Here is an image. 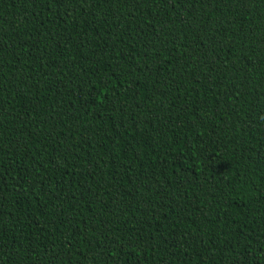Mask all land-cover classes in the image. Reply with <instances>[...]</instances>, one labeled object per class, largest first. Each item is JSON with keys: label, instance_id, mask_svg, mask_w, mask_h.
Returning <instances> with one entry per match:
<instances>
[{"label": "trees", "instance_id": "16d2710c", "mask_svg": "<svg viewBox=\"0 0 264 264\" xmlns=\"http://www.w3.org/2000/svg\"><path fill=\"white\" fill-rule=\"evenodd\" d=\"M0 264H264V0H0Z\"/></svg>", "mask_w": 264, "mask_h": 264}]
</instances>
